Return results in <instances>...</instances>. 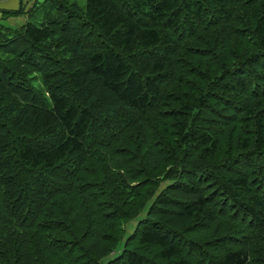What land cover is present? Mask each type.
<instances>
[{
  "label": "trees",
  "instance_id": "16d2710c",
  "mask_svg": "<svg viewBox=\"0 0 264 264\" xmlns=\"http://www.w3.org/2000/svg\"><path fill=\"white\" fill-rule=\"evenodd\" d=\"M17 4L0 264H264V0Z\"/></svg>",
  "mask_w": 264,
  "mask_h": 264
},
{
  "label": "rangeland",
  "instance_id": "374dc122",
  "mask_svg": "<svg viewBox=\"0 0 264 264\" xmlns=\"http://www.w3.org/2000/svg\"><path fill=\"white\" fill-rule=\"evenodd\" d=\"M77 1H78L79 6L83 7L85 5L86 0H77ZM25 12H26V10H25ZM28 16H29L28 14L23 13V14H19V15L13 16V17H4L3 19L0 20V24H2L4 27H7V28L16 29V28L24 25L28 21V19L30 21H32V19ZM165 185H166V183H164L162 185V187H164ZM143 215H144V212L141 216H143ZM135 225H136V220L130 221L126 224L125 237L129 235V233L133 230ZM122 246H123V241H121L119 243V246L117 248V252L115 253V255L118 254V252H120L122 250Z\"/></svg>",
  "mask_w": 264,
  "mask_h": 264
},
{
  "label": "crops",
  "instance_id": "0c3cea01",
  "mask_svg": "<svg viewBox=\"0 0 264 264\" xmlns=\"http://www.w3.org/2000/svg\"><path fill=\"white\" fill-rule=\"evenodd\" d=\"M0 6L3 7L5 10H11V9H16L18 4H17V0H8L6 2L5 1L2 2Z\"/></svg>",
  "mask_w": 264,
  "mask_h": 264
}]
</instances>
